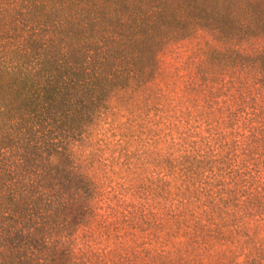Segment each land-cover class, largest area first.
I'll list each match as a JSON object with an SVG mask.
<instances>
[{"label": "trees", "instance_id": "16d2710c", "mask_svg": "<svg viewBox=\"0 0 264 264\" xmlns=\"http://www.w3.org/2000/svg\"><path fill=\"white\" fill-rule=\"evenodd\" d=\"M199 31L222 44L211 61L264 89V0H0V264L95 263L76 235L98 186L71 148L112 93L151 80L160 50ZM234 198L215 192L192 211L204 254L264 220L262 201Z\"/></svg>", "mask_w": 264, "mask_h": 264}, {"label": "rangeland", "instance_id": "374dc122", "mask_svg": "<svg viewBox=\"0 0 264 264\" xmlns=\"http://www.w3.org/2000/svg\"><path fill=\"white\" fill-rule=\"evenodd\" d=\"M212 47L222 44L205 31L169 41L156 75L112 93L73 144L98 186L77 256L94 252V264H264V220L246 218L228 231L233 239L208 240L205 254L189 237L192 211L215 192L260 200L264 211V145L255 141L264 89L237 66L211 61Z\"/></svg>", "mask_w": 264, "mask_h": 264}]
</instances>
